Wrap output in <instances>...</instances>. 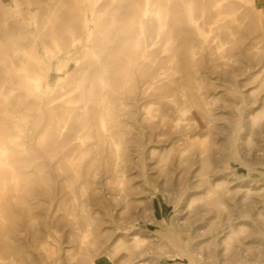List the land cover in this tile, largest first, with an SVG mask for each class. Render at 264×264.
Instances as JSON below:
<instances>
[{"label": "rangeland", "instance_id": "rangeland-1", "mask_svg": "<svg viewBox=\"0 0 264 264\" xmlns=\"http://www.w3.org/2000/svg\"><path fill=\"white\" fill-rule=\"evenodd\" d=\"M2 1L10 20L3 22L0 14V75L15 59V49L31 51L35 41H45L55 54L54 88L50 79L41 83L45 100L62 94L65 83L74 86L81 81L84 86L97 89V72L93 69L86 73L81 70L72 77L67 75L76 64L63 52L61 21L48 4L50 0H22L23 7L17 0ZM250 1L234 0L239 7L237 14L242 17L240 21L245 20L243 26L246 28L234 26L228 29L222 21L224 23L211 34L219 35L220 40L226 42L225 58L220 59L225 62L223 66L208 70L213 68L210 60L216 54L207 51L201 54L205 60L200 65L199 79L194 71L192 76H185L178 82L179 89H187L191 111L181 115L180 132L169 131L161 136L158 150H166L168 157L159 161L158 156H151L145 162L121 155L119 162L124 172L110 173H105L104 160L98 159L93 164L85 162L79 178L69 177V190L75 180L78 186L80 183L88 185L86 213L63 205L56 216L51 217L55 206L49 203L48 194L63 186V159L55 156L52 138L46 141L41 138L48 135L55 124L63 122L60 97L52 105L40 104L37 98L28 95L25 88L3 96L0 100V244L6 242L11 247L5 252L0 248V257L7 264H90L92 256L96 264H117L109 253L116 243L125 247L137 246L133 249L143 252L140 258L128 264H255L264 260V254L258 257L255 248L254 260L251 255L242 258L238 255V261L235 259L231 263L228 258L234 239L222 243L220 239L223 238L218 235L230 210H233V221L241 238L251 228L254 219L260 221L264 218V108L257 113V121L246 126L242 121L237 122L240 112L234 105L233 109H215L210 116L218 117L219 112L225 118L220 116L209 127L204 140L196 142L194 152L185 140L204 132L202 126L197 130L200 133L192 132L197 122L205 126L193 96L198 90L204 95H216L218 98L209 100L219 105L224 104L223 100L241 102L245 96L251 101L255 97L264 98V71L254 79V73L264 66V20L260 18V11L255 12L256 15L249 8ZM255 1L259 8L264 5V0H252ZM152 2L156 10L160 8V17L156 11L148 13L145 31L148 37L153 31L150 21L155 16L168 21V11L161 8V0ZM189 8L188 12L195 18L193 25L200 26L206 34L209 33L208 26L200 22L212 23L221 14L212 9V0H194ZM17 11L22 15L14 20ZM200 14H203L202 19ZM239 15L231 16V20L236 23ZM180 22L171 33L175 45L172 46L178 49L171 54L175 52L177 59L167 64L185 71L193 67L185 58V47L190 44H183L190 29L184 18ZM230 31L235 35L234 40L227 34ZM162 45L158 42V47ZM63 58L71 63L65 73ZM96 59V54H87L82 56L81 62L85 66ZM59 62L62 63L61 70L57 68ZM171 98L176 99V95ZM121 100L116 101L113 112L125 109L121 107ZM179 101H182L180 97ZM94 104L82 113L85 114L82 121L90 116L93 108L97 110ZM248 128L253 131L242 143L239 137ZM167 129L161 123L159 131ZM170 148L183 155L184 161L181 162ZM124 149L125 144L120 145V150ZM150 192L160 194L167 203V219L149 203ZM93 197H103L104 206L91 200ZM235 206L240 209L239 213H234ZM82 229L90 232L84 243ZM135 235L140 242L133 243ZM139 259L142 262H138Z\"/></svg>", "mask_w": 264, "mask_h": 264}, {"label": "bare ground", "instance_id": "bare-ground-1", "mask_svg": "<svg viewBox=\"0 0 264 264\" xmlns=\"http://www.w3.org/2000/svg\"><path fill=\"white\" fill-rule=\"evenodd\" d=\"M17 1L23 7L22 0ZM235 2L234 0H212V9L214 8L223 16L222 8L225 7L226 14L225 17L220 14L219 19L212 23H205L201 20L200 23L208 26V34L200 26L193 25L195 18L188 10L194 0H161V8L168 11L167 22L156 18L158 15L160 17V8L156 10V5L152 0H144L142 4L141 0H50L48 2L62 24L59 27L62 29L63 52L76 64L75 68L67 71V75L72 77L74 74H80L81 70L86 73L93 69L94 72H97L95 77L97 89L92 86L86 87L81 81H77L74 86L65 83L62 94L54 99L45 100L41 83L43 80L50 79L54 88L55 74L52 69L55 54L47 42L38 43L35 41L31 51L14 50L15 59L0 75V100L4 95L16 93L22 88L29 92L28 95L37 98L40 104L43 102L52 105L60 97L59 102L63 104V122L55 124L48 135H43L41 138L43 141L52 138L55 141L53 144L56 149L55 156L63 159V186L52 194H48L49 203L55 206L51 217H55L63 205L85 213L88 210L87 183H80L78 186L75 180L71 185V190L67 189L69 177L79 178L85 162L93 164L96 160L102 159L105 162V173H110L124 172L119 162L121 155L129 157V160L143 159L145 162L149 158L151 159V156H158L159 161H162L164 156L168 157L166 150H158L161 136L167 135L169 131L180 132L182 116L191 111L187 102L186 87L179 89L177 84L182 81L181 79H185V76H192L194 71L199 79L200 65L205 60L201 54L207 51H210L212 55H217H214L216 57L212 56L213 60H210V63L213 68L206 67L208 70H217L223 66L225 62L222 63L223 61L220 59L225 58L226 42L223 43L219 35L211 34H214L216 28H219L224 22L228 29L234 26L239 29L246 28L243 26L245 20L241 22L242 17L237 14L239 7ZM251 2L252 0L249 3V8L254 13L260 11V18L264 20V5L259 8L256 1L255 3ZM2 3L3 1L0 0V14L3 22L7 23L10 19L7 17ZM198 6L201 8L200 3ZM149 12L157 13V16L150 21L153 24L151 37L145 33ZM255 14L257 15V13ZM21 15L22 12L17 11L14 13L13 19L17 20ZM233 15H239L236 23L231 20ZM199 17L202 19L203 14H200ZM183 18L190 29L183 42L184 46L190 44L185 47V58H188L189 63L193 65L191 69L185 71L167 64H172L177 59L175 52L171 54L174 50H178L174 48L171 33ZM247 29L249 30L250 27ZM230 33L227 34L234 40V33L232 31ZM158 42L163 45L158 47ZM87 54H96L97 59L84 66L81 60L82 56ZM68 64H71L70 61L68 59L64 61L63 58L64 73ZM57 68L58 70L62 69L61 62L58 63ZM263 71L264 66L254 73V79L259 77ZM175 95L176 99L171 98ZM193 96L196 99L195 106L198 108V115L203 119L205 126L197 122L192 132L200 133L197 131L200 126L203 127L204 132L194 137L185 138L191 152L195 151L196 142L204 140L209 127L215 121L217 122L220 116H223L219 112L220 116L218 117L210 116V113L212 114L215 109H233L232 105H234L240 112L237 122L242 121L243 126H246L257 121V113L264 108L263 97H255L251 101L245 96V98H241V102L234 100L233 103H227V100H223L224 104L219 105L209 100L218 98L216 95H204L198 90V93H194ZM179 97L182 101H179ZM70 99L71 102L68 103ZM117 100H121V107L125 108L119 113L112 111ZM92 103H95L97 110L95 111L93 108L90 116L82 121L81 118L85 117V114L82 115V113L87 111ZM166 121L169 124H166ZM161 123L168 127L164 132L159 131ZM234 130L236 129L234 128ZM252 131L251 128H248L245 134L240 135L239 139L242 140V143L246 141V135H251ZM232 134L234 133L232 132ZM88 139H92V141ZM122 144H125L124 150H120ZM1 146L0 138V149ZM234 146L238 148L239 145ZM170 151L181 162L184 161L183 155L176 152L175 148H170ZM209 192H211L210 189ZM91 200L100 206L105 204L103 197H93ZM148 200L151 205H154L157 212L167 219L169 210L165 207L167 203L163 197L158 193L150 192ZM234 211L235 214L239 213L238 206H235ZM233 215V210L225 215V224L218 232V235L223 238L220 239L222 243L223 241L229 243L234 239L235 244L228 258L231 263L238 255L241 258L251 255L254 260L255 248L258 257L264 254V218L260 221L254 219L251 228L241 238L239 232L237 233L239 228L233 221ZM88 233H90L88 230L82 229V236H84L82 243L86 242ZM134 242H140L136 235L133 238ZM10 247L11 245L6 242L0 244L3 252L8 251ZM135 247L137 246L125 247L121 243H116L109 253L113 255L117 264H128L143 255V252L134 250ZM139 260L138 262H142V259ZM0 264H7V262L0 257ZM90 264H96L93 256L90 258ZM255 264H264V260Z\"/></svg>", "mask_w": 264, "mask_h": 264}]
</instances>
